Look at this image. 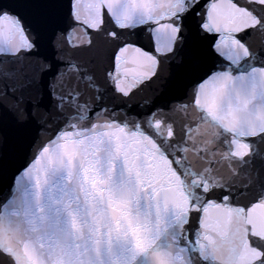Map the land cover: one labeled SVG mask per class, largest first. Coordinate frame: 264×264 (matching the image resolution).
<instances>
[{
	"label": "snow or ice",
	"instance_id": "obj_1",
	"mask_svg": "<svg viewBox=\"0 0 264 264\" xmlns=\"http://www.w3.org/2000/svg\"><path fill=\"white\" fill-rule=\"evenodd\" d=\"M0 184L8 264H264V0H0Z\"/></svg>",
	"mask_w": 264,
	"mask_h": 264
},
{
	"label": "water",
	"instance_id": "obj_2",
	"mask_svg": "<svg viewBox=\"0 0 264 264\" xmlns=\"http://www.w3.org/2000/svg\"><path fill=\"white\" fill-rule=\"evenodd\" d=\"M142 96H148L151 95V88L147 87L144 89L143 93H141ZM4 185L0 184V190H3ZM0 264H8V260L4 256H0Z\"/></svg>",
	"mask_w": 264,
	"mask_h": 264
}]
</instances>
